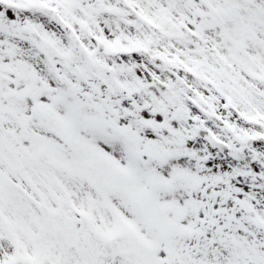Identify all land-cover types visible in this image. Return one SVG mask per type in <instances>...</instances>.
<instances>
[{
	"label": "snow or ice",
	"instance_id": "1",
	"mask_svg": "<svg viewBox=\"0 0 264 264\" xmlns=\"http://www.w3.org/2000/svg\"><path fill=\"white\" fill-rule=\"evenodd\" d=\"M0 264H264V0H0Z\"/></svg>",
	"mask_w": 264,
	"mask_h": 264
}]
</instances>
